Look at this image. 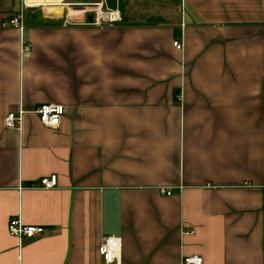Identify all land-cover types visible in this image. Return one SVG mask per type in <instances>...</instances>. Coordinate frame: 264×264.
<instances>
[{
	"label": "crops",
	"instance_id": "0c3cea01",
	"mask_svg": "<svg viewBox=\"0 0 264 264\" xmlns=\"http://www.w3.org/2000/svg\"><path fill=\"white\" fill-rule=\"evenodd\" d=\"M79 1L0 0V264H100L103 235L120 264H264V0H114L117 26L62 28ZM43 103L56 129L3 126Z\"/></svg>",
	"mask_w": 264,
	"mask_h": 264
},
{
	"label": "built area",
	"instance_id": "2783aa9c",
	"mask_svg": "<svg viewBox=\"0 0 264 264\" xmlns=\"http://www.w3.org/2000/svg\"><path fill=\"white\" fill-rule=\"evenodd\" d=\"M24 6V5H23ZM90 9L84 12L91 13V22L72 20L69 16H65L61 22L62 28L71 27H115L120 23V17L117 9L102 8V4H92ZM21 13L10 17L1 26L6 28H14L18 31L23 29ZM174 50L181 52V41H173L171 43ZM30 49L29 42L21 43V53L28 52ZM31 113L37 117L39 124L47 129H56L64 114V108L61 105L43 103L35 106L30 111H26L22 106H18L15 112H10L3 118L2 124L6 129L18 130L21 125L22 118L25 114ZM56 185L54 175L42 176L38 179L35 186L44 189L53 188ZM264 188V183L262 184ZM159 191L168 195L171 192L170 187L162 186ZM7 233L16 238H31L39 235L43 231L42 226L23 224L18 217H10L6 224ZM120 238L113 235H103L100 237L97 252L100 257V264H120L119 258ZM202 257L199 254L183 255L180 258V264H201Z\"/></svg>",
	"mask_w": 264,
	"mask_h": 264
},
{
	"label": "rangeland",
	"instance_id": "374dc122",
	"mask_svg": "<svg viewBox=\"0 0 264 264\" xmlns=\"http://www.w3.org/2000/svg\"><path fill=\"white\" fill-rule=\"evenodd\" d=\"M77 2V1H76ZM102 4V8H106V9H115V3L114 0H80L79 3H76L75 5H73L74 9L71 10H75L77 12H84L86 9H90L92 6V4ZM81 5V6H78ZM118 11V10H117Z\"/></svg>",
	"mask_w": 264,
	"mask_h": 264
},
{
	"label": "water",
	"instance_id": "95a60500",
	"mask_svg": "<svg viewBox=\"0 0 264 264\" xmlns=\"http://www.w3.org/2000/svg\"><path fill=\"white\" fill-rule=\"evenodd\" d=\"M91 17H92L91 13L87 12L85 15L86 22H88V23L91 22Z\"/></svg>",
	"mask_w": 264,
	"mask_h": 264
}]
</instances>
